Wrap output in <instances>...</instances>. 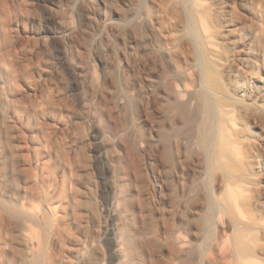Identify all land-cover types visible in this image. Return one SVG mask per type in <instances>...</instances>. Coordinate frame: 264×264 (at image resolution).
<instances>
[{
    "label": "rangeland",
    "instance_id": "obj_1",
    "mask_svg": "<svg viewBox=\"0 0 264 264\" xmlns=\"http://www.w3.org/2000/svg\"><path fill=\"white\" fill-rule=\"evenodd\" d=\"M164 2L0 0V49H5L6 63L15 71L8 74L14 80L7 78L17 81L11 92L23 97L27 86H41V111L31 107L35 96L24 97L32 108L26 110L31 111L29 125L36 118L43 120L44 135L56 138L59 155L73 154L78 170L87 166L93 174L97 201L90 210L103 223V264L120 262L110 230L114 172L108 150L112 145L120 151L115 157L118 173L132 174L137 187L131 217L134 264H237L238 257L257 255L264 240L259 237L252 244L242 236L236 228L235 206L222 195V180L233 181L239 168L228 162L220 169L221 179L208 177L212 174L206 172L203 160L192 156L198 155L191 153L183 135V113L178 114L176 103L165 94L163 76L172 75L186 60L176 53L171 60L161 52L171 43ZM180 10L175 8L177 13ZM63 26L73 29L69 40L60 34ZM25 31L32 34L21 37ZM80 68L85 75L79 74ZM91 113L99 116L100 125L87 120ZM59 119L69 125L70 135L61 133ZM215 143L219 145L217 137ZM255 153L263 163V150ZM255 199L264 215V196L257 194ZM177 236L183 240L182 249ZM256 260L264 264L259 256Z\"/></svg>",
    "mask_w": 264,
    "mask_h": 264
},
{
    "label": "bare ground",
    "instance_id": "obj_2",
    "mask_svg": "<svg viewBox=\"0 0 264 264\" xmlns=\"http://www.w3.org/2000/svg\"><path fill=\"white\" fill-rule=\"evenodd\" d=\"M164 7L171 43L161 52L171 60L174 53L186 60L172 75L163 76L165 94L185 117L183 135L191 153L198 155L192 156L203 160L206 172L212 174L206 177L221 179L220 169L229 163L239 168L233 181L222 180V195L235 206L236 228L255 244L259 237L264 240V215L255 199L257 194L264 196V162H258L255 153L263 150L264 155V0H165ZM63 27L60 34L69 40L73 29ZM30 34L25 31L21 37ZM5 57V49H0V264H103V223L90 210L97 201L93 174L87 166L83 172L78 170L73 154L59 155L56 138L44 135L43 120L36 118L29 125L31 111L26 110L36 112L44 102L41 86H27L24 97L35 96V106L29 107L23 93L11 92L17 81H10L15 71ZM84 73L80 68L79 74ZM185 75L191 80H185ZM87 120L100 125L94 113ZM64 121L59 119L58 126L70 135ZM108 151L114 172L110 230L120 255L118 264H132L131 217L136 205L132 201L137 187L132 174L118 173L116 146ZM175 241L182 249V238L177 236ZM258 256L264 260V248L236 262L257 264Z\"/></svg>",
    "mask_w": 264,
    "mask_h": 264
}]
</instances>
